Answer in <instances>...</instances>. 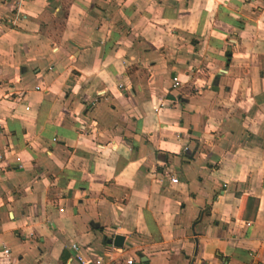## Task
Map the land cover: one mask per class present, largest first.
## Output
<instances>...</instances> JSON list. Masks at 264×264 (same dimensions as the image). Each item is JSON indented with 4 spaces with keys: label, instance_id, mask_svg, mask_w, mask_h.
I'll list each match as a JSON object with an SVG mask.
<instances>
[{
    "label": "crops",
    "instance_id": "obj_1",
    "mask_svg": "<svg viewBox=\"0 0 264 264\" xmlns=\"http://www.w3.org/2000/svg\"><path fill=\"white\" fill-rule=\"evenodd\" d=\"M72 244L264 264V0H0V264Z\"/></svg>",
    "mask_w": 264,
    "mask_h": 264
},
{
    "label": "built area",
    "instance_id": "obj_2",
    "mask_svg": "<svg viewBox=\"0 0 264 264\" xmlns=\"http://www.w3.org/2000/svg\"><path fill=\"white\" fill-rule=\"evenodd\" d=\"M173 182H176V180L172 179ZM71 249L75 252L74 258L73 260L77 263V264H101L100 260H97L93 263H90L89 261L85 260L82 255L80 254V248L77 244H72L71 245ZM4 253H8V250H4ZM127 264H133L132 260H128Z\"/></svg>",
    "mask_w": 264,
    "mask_h": 264
},
{
    "label": "water",
    "instance_id": "obj_3",
    "mask_svg": "<svg viewBox=\"0 0 264 264\" xmlns=\"http://www.w3.org/2000/svg\"><path fill=\"white\" fill-rule=\"evenodd\" d=\"M107 244L112 245L115 248L121 249L124 244V237L120 235H115L112 240H107ZM140 259V262L145 264L147 262V259L144 258L142 254L137 255Z\"/></svg>",
    "mask_w": 264,
    "mask_h": 264
}]
</instances>
